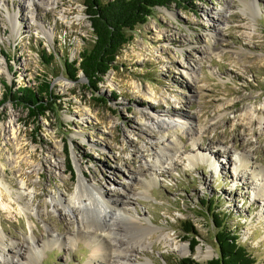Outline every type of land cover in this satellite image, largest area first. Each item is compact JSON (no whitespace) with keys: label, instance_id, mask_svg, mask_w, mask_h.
<instances>
[{"label":"rangeland","instance_id":"rangeland-1","mask_svg":"<svg viewBox=\"0 0 264 264\" xmlns=\"http://www.w3.org/2000/svg\"><path fill=\"white\" fill-rule=\"evenodd\" d=\"M40 1L35 8L29 0H0V232L5 242L22 244L36 231L39 245H46L36 259L22 246L11 264L105 263L110 246L96 257L103 249L74 239L72 212L53 201L75 192L80 171L151 226L138 235L129 215L117 212L112 223L124 232L105 241L143 246H121L129 259L120 263L116 253L112 264H177L183 257L206 263L219 252L211 209L240 233L255 264H264V195L256 174L264 171V0L155 8L97 92L83 73L73 80L64 69L65 59L77 60L95 38L84 0ZM45 82L53 98L41 94L43 113L15 99L18 89L37 90ZM146 111L173 124L152 127ZM189 125L203 135L195 145ZM178 137L179 151L170 149L168 159L149 169L146 162ZM236 165L244 167L239 176ZM186 226L198 234L193 249L183 240Z\"/></svg>","mask_w":264,"mask_h":264},{"label":"trees","instance_id":"trees-1","mask_svg":"<svg viewBox=\"0 0 264 264\" xmlns=\"http://www.w3.org/2000/svg\"><path fill=\"white\" fill-rule=\"evenodd\" d=\"M196 0H84L86 14L91 21L94 31V41L90 46L80 51L79 57L74 62L68 58L64 61V69L70 73L73 80H77L80 73L88 79V84L98 91V84L111 70L118 69L117 57L120 50L133 38V32L139 25L145 24L153 15L157 7H170L175 4L178 7L187 9L185 4L191 5ZM47 54V53H46ZM43 58L45 55L42 54ZM53 53L48 57L52 58ZM50 63V62H48ZM78 74V75H77ZM19 92L22 94L19 95ZM18 94L12 95L25 103L35 114H41L46 109L41 100V94H46L49 99L53 98V91L50 83L45 82L40 89L34 90L31 87L18 89ZM41 111V112H40ZM69 171L74 175V167L71 162L68 164ZM207 204V200H203ZM212 211V217L218 232L219 252L216 257L206 263H199L190 257H183L177 260V264H255L256 259L248 247L240 241V233L227 225V218L219 212ZM187 225H191L188 224ZM187 235L184 241L190 243L191 248L199 244L198 234L192 226H186ZM192 234V235H190Z\"/></svg>","mask_w":264,"mask_h":264},{"label":"bare ground","instance_id":"bare-ground-1","mask_svg":"<svg viewBox=\"0 0 264 264\" xmlns=\"http://www.w3.org/2000/svg\"><path fill=\"white\" fill-rule=\"evenodd\" d=\"M29 1L32 2V5L35 6V8L36 6L40 5L38 2L39 0H29ZM42 1L44 0H41L40 2L42 3ZM54 2H55L54 0H49L45 4L49 6L53 4ZM11 17H12L11 19L12 24L14 25L16 21V16H11ZM49 31L50 30H48L47 35L51 34V32ZM145 113L148 116V119L145 122H148L149 125L152 127H155L154 126L155 123L163 127L165 124H173L174 120H171L168 122L165 119H161V116L159 114H154V112L152 111H146ZM168 117L173 118L170 112L168 113ZM183 118L184 120H186L185 121L186 123L184 124H188L190 120V115L185 114ZM152 129L153 128L151 127L147 128V132L149 134L152 133ZM189 130L191 132H194L193 134H195L193 135L194 136L193 143L195 145V142L199 139L201 140L203 138V135L201 134V136H199L198 134L200 133V131L199 132L196 131V128L192 127L191 125H189ZM13 134H14V137L17 139L18 133H16L15 131L13 132ZM181 142H183L182 138L178 137L175 140L169 142V147L167 146L161 147L159 149V153L156 154V158L154 159V161L150 163L146 162V165H148V168L153 170V168L157 167L158 164H162L164 160L168 159V157L172 155V152L173 153L178 152L180 149ZM199 148L200 147L198 146L197 149ZM170 149L172 150V152L169 151ZM208 150L212 156L216 157V154H214V152H212L210 149ZM189 158L190 160H194V159L196 160L197 157L196 155H192V156H189ZM241 158L242 157H238L239 160ZM0 165H1V162H0ZM243 168L244 167L242 165H236L235 170L237 174L238 173L241 174V171L239 170ZM256 174L257 176L259 175L261 177V181H262V190L259 191L260 192L259 194L264 195V171L260 170ZM237 176H239V174ZM23 184L26 185V182ZM69 185L70 184H68L67 186ZM3 186L5 185H3L2 179L0 178V198L2 199L4 198L3 193H2ZM17 194H19L18 195L19 197L17 199V201L19 202L20 199H23V195L19 192H17ZM53 201L55 202V204H60L65 209L68 208V210L72 212L73 219H74L73 223L76 224V227H77V229L75 230V235H73L74 239L77 236L85 237L87 240L92 242L94 246H96V248H98L99 252L101 249H103L99 253L98 256L96 254V257L101 258L102 252L104 251V249L107 246H110L109 247L110 249L108 250L109 254L105 253V256H103V261H105V263L103 264H112L113 262L110 260V258L114 257V254L116 253L117 255L115 256L121 260L120 263H126L129 259L128 257L129 254L124 253V250L121 248V246L126 245L127 251H137L139 248L140 250H142L143 244L141 241H139L138 244H131V245L129 244L130 242L127 239L117 240L115 244H114L115 241L113 242L110 239L105 241V236L110 238L113 234L120 235L122 234V232H124V229L122 227H120L118 224L114 225V223H112L114 215L117 212L129 215V217L131 218V222L134 225V228H137V232H140L138 233V235H144L147 233V231L151 229L150 224L142 221L139 216H134L129 211H127L126 208L123 207L124 205L123 202H120V204L119 202H117L118 200L111 202V198L108 197V195L103 192V190L100 188L98 184L92 185V184L87 183L85 179V173L83 171H80L79 182L77 184V188L75 192L70 194L64 200H62L60 197L59 198L55 197L53 198ZM24 206L28 208L26 204ZM108 209H110L109 214L106 213ZM87 212H90L91 215H88ZM36 235H38L37 232L32 231L31 235L25 238V241H23L22 244L17 241H11V243L9 242L7 243L5 242L4 234L0 232V257L3 259L5 264H9V263L11 264L15 259L19 258L18 256L20 255L21 247L24 245L27 248L29 256L32 257L33 259H36L38 257V253L36 252L39 251L38 247L40 246L38 241L36 240L37 239ZM48 235H50V240L52 241L56 240V238L52 236L54 234L49 233ZM69 242L70 240L68 241V243ZM40 247L43 249L46 247V245L40 246ZM18 263L19 264H34L32 260L28 261L26 259L25 260L18 259Z\"/></svg>","mask_w":264,"mask_h":264}]
</instances>
